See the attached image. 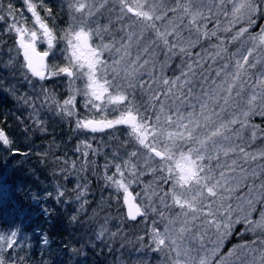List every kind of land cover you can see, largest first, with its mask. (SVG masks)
<instances>
[{
  "label": "snow or ice",
  "instance_id": "1",
  "mask_svg": "<svg viewBox=\"0 0 264 264\" xmlns=\"http://www.w3.org/2000/svg\"><path fill=\"white\" fill-rule=\"evenodd\" d=\"M23 3L27 12L31 14V25L16 19L11 4L6 7L0 5L12 20L5 32L15 35V48L8 50L10 54L13 52L15 54L10 55L7 66H13L17 59L22 57L23 78L29 85L32 84L29 75L40 82L52 77L66 76L69 81L68 97L61 102L54 94L48 93L47 89H42L44 96L40 101V107L47 105L49 110L54 107L56 115L68 120L75 118V130L97 133L114 129L116 126L126 127L128 139L135 145L136 150L127 153L128 159H121L118 153H114V159H120V162L111 164L115 169L111 175H108L110 165H105L104 180L106 186L116 193L117 198L122 195L128 219L135 221L138 217L145 220L149 216L159 217V220L152 221V228L148 233V247L151 251L166 254L168 264H212L208 255L195 259L190 255L192 249L182 246L185 235L193 230L196 221H200V227L204 229L198 237H194L200 241L201 246L208 230L214 229L217 239L214 241L216 246L210 250L212 256L216 255L237 224L243 223L245 232H251L253 235H256L257 231L264 234V208L259 210V217L253 219L257 204L264 205V183H261L260 190L255 196L246 200V206L238 205L233 209L231 203H226L230 196L226 197L221 193V189L227 192L234 191L226 187L229 179L225 178L223 171L217 178L211 166L213 160L219 161L221 153L227 157L230 153L235 154L238 151L245 159L251 155L244 147L230 144L232 136L229 134H235L233 126L236 124L240 125L241 130H250L253 142L257 139L264 140V129L249 123L253 114L259 112L264 115V25H261L258 33L248 35L247 43L251 46L235 59L234 71H225L229 67L227 63L223 69L217 71V78L223 76V80L216 84L214 91L203 93L205 99L200 101L199 111H196L194 104H188L190 110L184 111L180 106L166 105L160 97L168 98L174 89L182 90L189 83L187 76L192 70V65H188L189 72H182L173 79L162 75L157 80L153 69L148 73L150 79L146 82L139 78V69L147 66L149 61L145 59L143 64H139L140 55H137L135 60H130L129 48L134 37L139 43L146 33H150L153 35L150 43L162 47L167 60L177 49L185 53L188 48L194 46L190 38L193 32L197 37V43L200 39L210 40L217 37L219 21L213 30L209 31L207 21L213 13L211 6L205 4V0H185L184 3L176 0L175 6L171 8L167 7L163 0H117L116 7L120 13L117 19L127 18L130 21L122 26L121 31L132 29L127 31V41L122 40L119 47L116 46L114 37L105 42L104 34L110 33L109 26H101L96 22L97 13L105 6L104 4L98 5L95 0H66L68 22L64 28L57 29L53 10L45 0H23ZM228 4L231 22L224 30L231 31L236 24H245L235 32L230 41H227L231 43L241 40L249 33L256 19L264 16V0H228ZM216 6L226 7L224 0ZM206 7L208 15H205ZM177 12L178 17L175 15ZM169 13L173 14L171 18ZM223 15L228 18L229 12L224 11ZM4 19L5 16L0 15V20ZM185 28L190 33L187 47L181 46L184 41L179 39L182 35L181 29ZM61 43L64 45L63 48L59 47ZM224 43L226 42L220 41L219 45L213 46L218 49L216 56L226 53L227 50L222 47ZM42 44L46 45L44 50L40 49ZM57 49L63 58V64L56 62ZM143 52L147 55L149 49L145 47ZM258 53L261 55H257ZM233 55L236 56L235 53ZM50 60L53 62L49 63ZM164 67L162 64V73ZM78 80L83 83L82 88L75 87ZM146 85L147 92L151 93L149 99L152 114H149L147 109L142 111L135 99V89L139 87L143 91ZM154 85L158 86V90H154ZM8 91L15 96L12 89ZM77 96L82 97V106L88 113L87 116L81 117L76 110ZM180 97H183L182 91ZM16 99L22 100L31 108L28 116L31 123L24 125L20 130L21 134L27 136L36 129L46 130V121L40 118L41 113L36 108V100L40 98L25 99L21 95ZM185 102L186 98L180 99L181 105ZM229 106L235 110L232 113L233 118L224 120L222 113ZM109 111L113 113L114 118H108ZM236 138L241 137L236 135ZM15 144V136H10L0 128V145L4 151L11 156L29 154L21 152ZM81 146L85 149L83 156L86 162L88 150L92 149V145L87 141H81L76 150L80 151ZM141 151L144 153V167H148L153 173L157 170L161 173V180L167 186L166 190L148 186L143 197L139 192L134 193L133 185L137 183L138 177L144 174L138 170ZM258 155L264 158V151ZM8 158L4 159L5 165L8 164ZM251 159L255 161L257 156L251 155ZM232 163L235 165L236 162ZM153 164H158V169L150 167ZM233 170L228 169L229 172ZM252 176L259 178L255 171ZM20 187L21 185L17 184L14 188L7 183L6 178L0 177V208L4 209L3 219L0 221V264H17L18 260H22L23 258L17 254L18 251H23L22 241L31 239L23 233V220L17 223L18 218L27 216V212L18 206L13 195ZM87 189V184H77L75 201L80 204V208L77 214L69 218V223L78 222V213L88 203ZM251 191L250 188V193ZM29 192L32 203L39 208L37 215L43 216L44 223L53 227L55 219L58 218L57 209L72 202L63 199L66 190L58 183L55 184L54 191H45L41 194L30 188ZM49 200L53 201L54 207H49ZM157 201L164 208H178L183 219L179 216L166 217L164 211L157 207ZM80 223L84 226V222ZM161 224L162 228L159 226ZM36 235L46 247L55 242L50 240L47 231H41L39 228ZM105 236L114 238L116 233H109L105 224H99L88 235L87 244L95 248V241L104 243ZM139 239L142 241L144 237ZM250 243L254 245L257 240ZM259 243L264 245V240H259ZM28 247L31 248L32 245L29 244ZM84 248L85 245L82 244L79 249L72 248L70 251L74 255L77 253L85 255ZM239 248L245 250V255L249 253L252 255L253 259L249 264H264V249H260L257 256L258 250L250 247L249 242L234 246L227 253V257L236 255ZM224 260L225 257H222L219 264H224ZM236 260L239 261L240 257L236 256Z\"/></svg>",
  "mask_w": 264,
  "mask_h": 264
},
{
  "label": "rangeland",
  "instance_id": "2",
  "mask_svg": "<svg viewBox=\"0 0 264 264\" xmlns=\"http://www.w3.org/2000/svg\"><path fill=\"white\" fill-rule=\"evenodd\" d=\"M172 0H163V2L168 7V3ZM179 0L180 3H182ZM23 2V1H22ZM60 2L64 3L66 8V0H61ZM172 2L176 3V0H173ZM221 2V0H205V4L211 6V11L213 15L209 18L207 21L208 29L209 31L213 30L214 26L216 25V22L219 21V27L217 29V37H212L210 40H204L200 39L197 43V37L195 33L193 32L190 37V33L187 31V29H181V37L179 39H182L184 41V44L181 46L187 47V42L189 40V37L191 38L194 46L188 48L187 52L181 53L178 49L174 55H169L168 59L166 60L164 49L162 47H159L157 45H154L150 43V41L153 39V35L150 33H146L143 39L137 43L136 38H133V41L131 43V47L129 48L130 52V60H135L137 55H140L141 59L139 61V64H143V61L147 59L149 61V64L145 66L144 68L139 69V78L143 79L144 81H149L150 76L148 73L152 72L153 69H155V76L157 80L161 78L163 75L164 77H167L169 79H173L177 76H180L182 72H189L188 65H192V70L189 72L187 76V80L189 83L182 89H174L173 94L169 96L168 98H165L164 96H161L160 99L166 104V105H172V106H180L182 107V110L187 111L190 110L188 108V104H194L196 105V111H199V103L201 100L205 99L203 96V93L205 91L212 92L216 88V84H219L223 80V76H221L219 79L216 76V73L218 70H221L224 68V65L227 63L229 67L225 70L227 72L234 71V62L235 59L238 58L240 55H243L245 53V50L247 47H250L251 45L247 43L248 35H254L259 32L261 25H264V16L261 18L256 19L255 24H253L249 30V33L246 34L241 40L233 41V45H228L227 41H229L230 34L231 37L235 35V32L238 31V29L242 26H245L244 23L236 24L234 27H232L231 31H225V28H228L230 26L231 22V15H230V5L228 4V0H224V3L226 5L225 8L217 7ZM96 4H104L105 6L103 8H100V10L97 13L96 16V22H98L101 26L108 25L110 29V33H105V42H108L112 40V38H115L116 46L119 47L121 41H127V31H132V29H128L127 31H121L122 26L127 25L130 23L129 19L125 18L124 20H118L117 17L120 15L118 7H116L117 0H95ZM175 5V4H174ZM67 9V8H66ZM224 11L229 12L228 18H225L223 15ZM22 16L20 14L16 15L18 21L26 22L27 24H32V18L31 14L27 12V9L25 7V10L22 12ZM44 13L41 11V15ZM177 17L178 14H175ZM205 15H208V8H205ZM171 18V17H170ZM179 22V21H177ZM185 25L187 24V21L184 22ZM221 30V31H220ZM138 33V30H136ZM223 33V34H222ZM230 38V39H229ZM15 40V38H14ZM212 40H216L213 41ZM220 41H225L222 45L223 48H225L227 51L226 53H222L221 56H216V52L218 51L217 48L213 47L214 45H219ZM63 44L61 43L59 45L60 48H63ZM46 45H40V49L44 50ZM147 47L149 49V52L147 55L143 52V49ZM15 48V44L12 47ZM57 51V57L56 62L63 64V58L59 55V49ZM233 53L236 54V56L233 55ZM15 53L13 52L12 55ZM257 55H261L258 53ZM215 57V59H213ZM107 58V55H106ZM179 62H176L178 61ZM18 62H22V57H19L17 59ZM53 61L50 60L49 63H52ZM176 63L177 68L174 67V64ZM17 62L14 64L16 65ZM165 65L163 68V73L161 72V65ZM254 75V73L252 74ZM32 78V77H31ZM32 84L31 87H36L37 89V97L42 98L44 96V92L42 89H49L50 87L54 88L51 92L48 90V93L51 94L54 93V96L57 100L63 101L65 98L68 97V87H69V81L66 76H59V77H52L48 78L43 82H40L38 79L32 78ZM213 81L216 83L214 84ZM75 87H83V83L81 81H76ZM189 89L191 90V96H189ZM154 90H158V86L154 85ZM57 91V92H56ZM131 91V90H130ZM183 92V97H180V92ZM53 92V93H52ZM61 94V95H60ZM151 93L147 92V85L145 86V89L142 91L139 87L135 89V99L137 104L141 107V110L144 111L147 109L149 114H152L151 110V101L149 99ZM58 96H63V98H59ZM179 97V99H178ZM186 98V102L181 105L180 99ZM199 98V99H197ZM223 101H220V104L222 105ZM211 106V104H210ZM158 107V105H157ZM53 109H55L53 107ZM76 110L79 112L81 117L87 116L88 113L85 111V109L82 106V97L77 96V103H76ZM56 112V110H54ZM234 108L229 106L225 108V111L222 113V118L224 120H228L233 118L232 113L234 112ZM108 118L112 119L114 118V115L111 111L107 113ZM254 117V118H252ZM62 118V117H61ZM97 118H99L97 116ZM256 118H264V115H261L259 112L256 114H253L250 117L249 123L252 124L253 121H255ZM242 119V118H241ZM75 123V118L71 119ZM253 125V124H252ZM235 130V134L230 133L229 135L232 136V140L230 141V144L236 147H244L245 151L250 153L251 155H256L257 159L253 161L251 159V155L245 159V157L240 154L238 151L235 154H229L227 157L223 156L221 153L219 161L213 160L211 162V166L214 168L217 178H219V173L223 171L225 173V178L229 179V184L226 186L228 188L234 189L232 192H227L221 189V193L229 197L230 199L226 201V203H231L233 209H236L238 205L240 206H246V200L252 198L255 196L259 190L261 183H264V158L260 157L258 154L262 151H264V148L260 147L263 145L260 139H257L255 142H253L250 138V130H241L240 125L236 124L233 126ZM81 132V130H78ZM86 132V137L89 141H94V139H97L98 144H100V140L102 137L111 138V135H118L119 142L122 144V142H130L132 146L130 147L129 152L136 150L135 145L128 139V133L125 126H116L114 129H106L104 132L100 133H91L89 131ZM120 134L121 137H120ZM236 135H239L241 138L237 139ZM122 141V142H121ZM117 142V141H116ZM91 144V143H89ZM125 146V145H124ZM226 147L228 144L225 145ZM107 147V146H106ZM121 149V155L124 156L122 159H128L127 153H123V146H118ZM92 148H94L92 146ZM91 152V151H90ZM103 153L102 151H95ZM102 156V155H101ZM143 157L144 153L141 151L140 157L138 158V164L139 168L138 170L143 172L144 174L142 176L138 177L137 183L133 185V191L141 193V197H143V193L145 189L148 186H151L152 188L157 189H165L166 185L163 184L161 180V173L157 170L155 173L151 172L148 167H144L143 165ZM104 158V157H103ZM107 162V159L103 160ZM233 161H235V165H233ZM118 161L117 163H119ZM114 164V163H112ZM217 164L219 166H217ZM150 167H155L158 169V164L150 165ZM233 168L234 170L232 172H229L228 169ZM115 171L114 167L109 166L108 168V175H111ZM253 171L257 172L259 174V178H254L252 176ZM104 172L105 169H103V176L101 180L103 181V186L100 189V191H97V189L90 190L88 192V195L86 196V199L89 197L90 192H93L94 198H100L106 200L108 208H111V212H109L107 215L104 214L106 211V207L103 208V210L98 213V215L94 216L92 220V226L94 223L97 225L99 224H105L107 229L109 230V233H116V236L114 238H109V236H105L104 242L105 243H111L109 244L110 247L115 246L120 250V252L125 256V259L123 258V261L120 264H168V256L163 253H155L150 250L148 247L149 245V237L148 233L150 232L152 228V221L159 220L158 216H149L147 220L143 219L142 223L140 222L135 227L134 225L128 224V221L126 219V216L122 213L117 216L115 213V209L117 206H120L122 203V195L117 198L116 193L105 184L104 180ZM100 179V178H99ZM97 181V179H96ZM99 181V180H98ZM87 184V183H86ZM89 186V184H87ZM89 188V187H88ZM250 188L252 189L250 193ZM88 191V189H87ZM119 199V202L117 200ZM170 203V201H169ZM157 207L159 210L164 211L165 216L168 217H177L179 216L180 219H183L182 215H180L179 209L175 207H168L164 208L163 206L159 205V202L157 201ZM257 211L253 213V219H257L259 217V210L264 208V205L257 204ZM120 211V210H119ZM147 226V229L144 228V224ZM149 222V223H148ZM200 221H196L195 225L193 226V230L185 235V238L182 242L183 247H189L192 249L190 255L198 259L200 256L208 255L209 259L211 260L212 264H219L222 257H225L224 264H249V262L253 259L252 255L249 253L248 255H245V250L243 248H239L236 250V255L232 257H227V253L229 250L233 249L234 246L231 245V241L233 240L234 235L231 234L229 237H227L223 245L220 247L219 251L216 253L215 256L211 255L210 250L213 249L216 245L214 241L217 239L214 229H210L207 232V236L203 242V246H201L200 241L198 239H194V237H198V235L204 231L203 228L200 227ZM241 224H237L233 231L236 230V227ZM162 228V224L159 225ZM97 226L94 224V229H96ZM179 228V224H177V229ZM93 229V227H92ZM138 229V230H137ZM146 231H143V230ZM136 230V231H134ZM142 230L143 232H140ZM244 229L241 231L243 232ZM240 231V232H241ZM259 233L258 236H261L259 240H264V234ZM233 233V232H232ZM144 237V239L141 241L139 238ZM179 242V241H178ZM257 245L250 244V247L256 248L258 251L256 255H259V250L264 249V245L260 244L259 241L256 243ZM243 245V244H241ZM236 256L240 257V260H236Z\"/></svg>",
  "mask_w": 264,
  "mask_h": 264
},
{
  "label": "trees",
  "instance_id": "3",
  "mask_svg": "<svg viewBox=\"0 0 264 264\" xmlns=\"http://www.w3.org/2000/svg\"><path fill=\"white\" fill-rule=\"evenodd\" d=\"M22 1L0 0V5L6 7L8 4H11L16 15H18L25 10V5ZM60 1L45 0V3L53 10L57 29L64 28L68 22L67 9L64 3ZM172 1L168 3L169 8L175 6V2ZM181 2L184 3L185 0ZM0 15L5 16L4 20H0V128H3L10 136H15V146L21 152L29 153L27 156H11L0 145V177L6 178L7 183L14 188L17 184L21 185L20 190L14 191L13 195L14 199L18 202V206L25 209L27 216L18 218L17 223L23 220V233L25 236L31 237L30 240L25 239L22 241L23 251H18L17 254L23 259L18 260L17 264H120L123 258L125 259V256L115 246H111V252H109V244L111 243L95 241V248L87 244L88 235L91 234L92 230H95L94 224L98 226L96 223L93 226L91 225L94 216L98 215L107 206L106 200H104L105 196L100 200V198H94L93 192H90L87 198L88 203L78 213V222L74 224L69 223V218L77 214V210L80 208V204L75 201L77 184H89L88 192L95 189L100 191L103 186L101 178L105 165L120 161V159H114V153H118L122 159L124 155H121V149L118 146L122 145L123 153L126 154L129 153L132 144L122 141V144H120L118 135H111L110 139L102 137L98 139L101 142L100 144L95 142L97 139L89 141L86 137V132L75 130L73 120L61 118L56 115L55 109L49 110L47 105L41 108L40 101L43 100V97L36 100V108L41 113L40 118L46 121V130L36 129L27 136L22 135L20 130L25 124L31 123L28 120L31 108L22 100L18 101L16 97L23 95L25 99L29 97L35 99L37 97V89L36 87H31L24 80L20 62L16 61V65L7 66V61L10 55H12L8 50L15 44V35L5 32V29L12 20L3 11V8H0ZM172 15L169 13L170 17ZM49 23L51 24V21ZM231 35H229L230 38ZM233 44V42L228 43V45ZM176 62H179V60ZM174 67L177 68L176 63ZM29 79L32 80L30 75ZM9 89L15 92V96L12 92L8 91ZM49 89L50 92L51 89L55 92L54 88L50 87ZM58 97L63 98V96ZM20 121L24 123L21 124ZM252 124L264 129V118H256ZM81 141H87L94 147L88 150L89 155L86 158V162L83 156L85 149L81 146L80 151L76 150L77 145ZM258 142H262L263 145L260 147L264 148V140L260 139ZM93 150L102 151L103 153H95ZM5 157H9L7 165L4 164ZM105 159H107V162L103 161ZM73 163L75 167H73ZM14 168L15 171L13 172ZM57 183L66 190V195L63 199L71 200L72 202L66 206L61 205L57 209L58 218L55 219V227H53L44 223L43 216L37 215L39 208L32 203L29 189L31 188L43 194L45 191H54V186ZM48 205L49 207L55 206L51 200L48 201ZM110 210L111 208L106 207L104 214L107 215L111 212ZM9 211H11L10 208ZM3 212L4 209L0 208V221L3 219ZM115 213L117 216L121 213L125 215L123 204L116 207ZM142 220L137 222L128 221V224L137 227L140 222L142 223ZM80 222H84V226ZM143 224L144 228L147 229L144 221ZM38 228L41 231H47L50 240H54L55 242L47 247L42 245L40 237L36 235ZM145 229L143 231H146ZM242 229H244L243 224L237 226L236 230L233 231L234 237L231 245L238 246L245 242L251 244L250 242L253 240H257L258 242L262 236H258V232L256 235H253L251 232H245V230L242 232ZM143 231L140 230V232ZM93 239L95 238L93 237ZM29 244L32 245L31 248L28 247ZM82 244L85 245V255L79 253L74 255L70 251L72 248L79 249Z\"/></svg>",
  "mask_w": 264,
  "mask_h": 264
},
{
  "label": "water",
  "instance_id": "4",
  "mask_svg": "<svg viewBox=\"0 0 264 264\" xmlns=\"http://www.w3.org/2000/svg\"><path fill=\"white\" fill-rule=\"evenodd\" d=\"M140 217H138L135 221H137ZM130 220V219H129Z\"/></svg>",
  "mask_w": 264,
  "mask_h": 264
}]
</instances>
